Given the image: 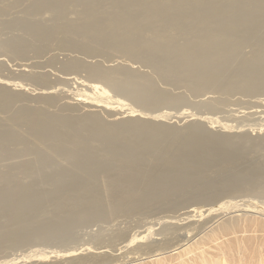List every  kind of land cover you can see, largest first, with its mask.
<instances>
[{
	"label": "rangeland",
	"instance_id": "rangeland-1",
	"mask_svg": "<svg viewBox=\"0 0 264 264\" xmlns=\"http://www.w3.org/2000/svg\"><path fill=\"white\" fill-rule=\"evenodd\" d=\"M97 78L149 119L78 105L69 79ZM262 193L264 0H0V264H73L49 253L146 221L79 220L116 198L165 216ZM263 214L216 216L188 244L197 255L135 264H264ZM35 250L49 257L15 263Z\"/></svg>",
	"mask_w": 264,
	"mask_h": 264
},
{
	"label": "bare ground",
	"instance_id": "bare-ground-1",
	"mask_svg": "<svg viewBox=\"0 0 264 264\" xmlns=\"http://www.w3.org/2000/svg\"><path fill=\"white\" fill-rule=\"evenodd\" d=\"M95 67L96 66H93L92 68H95ZM85 69H87V68H85ZM99 70H100V68H99ZM99 70H97V71H99ZM94 72L95 71H93V73ZM93 73H90L89 75H91ZM97 73L98 72H96V74ZM102 78H104V77H102ZM69 80H72V82H71L72 86L76 85V87L73 86L76 93H75V91H74V93H73V91L72 92L70 91V92L78 98L75 100L78 105H89V106H93V107H99V106H101L100 104L105 103V106H103L101 109H110L112 111H114V110L120 111L121 110V112H124L125 110H127L126 112L139 114L141 116V118H148L147 113H143L141 111L128 108V106H130V105L125 104L123 101L119 100L118 98L114 99V96L111 94L112 92H110L111 87L112 88L114 87V82L108 81V82H106V84H107L106 85L103 83V81H101V79L97 78L96 81H98L101 85V86H99L97 84L79 83L75 79H69ZM6 83H8V82H6ZM7 85L10 86L11 84L8 83ZM77 85L81 86V87H85L84 90H83V88L78 89ZM15 87H16V85H15ZM69 88H71V87H69ZM87 92H89L90 95L87 94ZM112 105H115L116 107H113ZM187 114H189V116H187V117L195 116V114H193V113L192 114L187 113ZM158 117L164 118V116H162V115L157 116L155 118H158ZM152 119H153V117H152ZM209 121H207V122L210 123L211 121L210 122ZM215 125H216V123H215ZM222 129L229 131V130L234 129V127L229 126V125H224V126H222ZM235 130H236V128H235ZM147 192H148V190H147ZM148 193H150V192H148ZM150 194L152 195V193H150ZM150 194H149V196H150ZM258 196L264 198V193L259 194ZM125 197H127V195H125L124 198ZM128 198L129 197H127L125 199L116 198L113 202H111V204L109 206L110 209L107 213H99V212H97V210L99 208H96L97 210H94L95 214H92L91 212L86 213L85 215L80 217L79 220L84 221V223H85V221L88 222V219L91 218L92 220L90 222L96 224V223H100L101 221L110 219V218H112L113 215L115 216L116 214L117 215L120 214V216H121L123 213H125L126 210H128L127 213L130 212L132 215L131 217H133V215L136 216V214L138 212H141V213H144L145 215H147V217L145 216L146 221L144 218L143 223L139 222L140 224L142 223L141 225H139V223L137 222V224H138V225L136 224L137 227L134 225L135 228H133V229L131 228V230H128V229H126V230L124 229L125 231H122V229L117 230V231L111 230L110 231L111 237H110V235H109L110 233H109L108 234L109 237H107V238H109L108 240L104 239L101 243H97V241H96V239H98L97 236H100L102 233L104 235L105 234L104 232L108 233L109 229L112 228V226L106 227V229L103 227H99L98 230H96V232L91 233L94 235H90V233L88 234V235H90V239H89V241H86L85 243H83V245H85L84 248L74 249L71 253H63V252L57 253L54 251L53 252L49 251L50 253L49 252L48 253L49 254L53 253L52 255H55V257L57 255H60L62 257L66 256V258L64 257L65 258L64 260L68 261V259H69L73 264L86 263L87 262L86 258H90V260H91L90 262H87V264H135L137 261H141L142 259L144 260L147 258L157 257V256L163 255L165 253L166 254L167 253H173L177 250L182 249L183 247H184V249H183V256L182 257H186L187 255H189V254L192 255V253L195 252V250H194L195 247L198 249L202 248V247L201 248L197 247L196 246L197 244L194 246V248L190 247V245H188V244L191 241H193V239L198 234L200 235V233H202L203 230H205V226L207 224H209L213 219H215L216 216H219L222 214L228 215L231 213L236 214L238 212H242V213H245V212L251 213L252 212L254 214L255 213L258 214L259 212L264 213V201H260L256 198L254 200H251V199L235 200L232 198L233 200H228L226 202H222L221 204H217L216 206H214L213 208L208 209V210H203V209L200 210L199 206L194 204V206L190 205V206H186V207L179 208V209L177 208L178 210H175V211L170 210L169 212H166L169 214L165 215V216H160L157 214H156V216H154V214H152V216H149V214L151 215V213L150 212L149 213L144 212V210L147 208V205L149 204V202H152L151 198L149 199L147 197H142V196L137 197L136 199H134V197H131L130 199H128ZM202 198H204V197H202ZM157 200L159 201L160 199H157ZM201 200H203V199H201ZM185 201L189 202L190 198L188 200H185ZM178 206H180V205H178ZM124 208H126V210H122ZM191 208H192V210H191ZM171 209H173V208H171ZM98 211H100V210H98ZM155 211H156V209H155ZM162 213H163V211H162ZM162 213H160V214H162ZM117 215H116V217H117ZM127 215H128L127 218L130 217L129 213ZM141 215H140V217H141ZM124 216H125V214L123 215V217ZM254 218H256V217H254ZM136 219H138L137 221H139V218H136ZM75 221L77 222L78 220H75ZM223 225H224L223 226L224 229L228 228L227 224H223ZM134 226H131V227H134ZM230 228H233V227H230ZM259 229H260V227H259ZM201 230H202V232H201ZM117 232H122V235L121 236H115ZM180 232H182V234H180L178 236L176 233H180ZM168 233H171V235H174L175 237H173V236L172 237L175 238V240H173V238L171 236H169V237H171V240L166 239ZM212 233H213V231H212ZM119 234H121V233H119ZM104 236H106V235H104ZM208 242H209V240H208ZM89 243H91V244H89ZM204 246H206V244ZM204 246H203V248H204ZM192 248L194 251L192 250ZM46 253L43 251L42 252L36 251V254L34 253L35 255L34 254H28L26 256H23V259H19V260L15 261V263L19 262L21 260L24 262L27 260H31V259L33 260V259L42 258V257L47 259V257H49V256H47ZM195 255H197L196 252H195ZM199 255L202 258V256H201L202 254H199ZM182 259H184V258H182ZM186 261H187V264H189V262L194 261V259L189 258ZM181 262L182 263H180V264H184V261L181 260ZM195 263H197V262H194V264ZM9 264H12V262H9ZM55 264H57V263H55ZM165 264H167V263L165 262Z\"/></svg>",
	"mask_w": 264,
	"mask_h": 264
}]
</instances>
